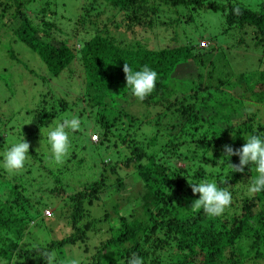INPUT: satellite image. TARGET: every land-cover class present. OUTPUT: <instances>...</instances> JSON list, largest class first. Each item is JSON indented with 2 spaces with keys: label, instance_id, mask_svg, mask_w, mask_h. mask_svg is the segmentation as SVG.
Masks as SVG:
<instances>
[{
  "label": "trees",
  "instance_id": "obj_1",
  "mask_svg": "<svg viewBox=\"0 0 264 264\" xmlns=\"http://www.w3.org/2000/svg\"><path fill=\"white\" fill-rule=\"evenodd\" d=\"M56 5L58 0H0V46L10 44L3 57L31 75L37 73L13 50V43H21L38 56L49 79L67 72L72 78L74 67L81 78L80 83L74 81L79 87L74 100L50 91L40 93V101L26 110L35 113L34 127L73 116L82 122L80 131L69 132L71 149L63 164L53 167L44 160L54 163L47 141L48 158L30 147L32 162L25 164V172L14 177L0 173L7 183L0 196V264H46L41 256L46 251L55 254V263L65 262L63 248L83 244L94 230L98 220L90 216L91 206L103 195L108 199L125 188L120 174L133 169L141 186L138 197L131 196L136 208L118 216L119 225L110 226L111 236L82 264H128L134 253L143 264L263 263L264 191L248 193L257 175L255 166L231 172L229 164H238L239 157L223 152L224 145L240 148L250 135L264 139V113L257 112L264 111L262 57L257 67L220 75L221 60L214 55L212 38L200 35L195 42L183 31L185 43L153 48L140 40L126 43L112 31L135 37L138 30L160 24L171 28L175 39L181 23L210 9L222 14L227 33L237 34L236 50L261 47L264 56V0H82L69 29L58 20ZM163 11L176 16L162 20ZM124 63L133 71L147 65L158 74L154 91L143 102L126 86ZM204 68H209L205 75ZM242 83L248 98L236 91ZM135 102L144 107L145 118L155 112L148 120L150 135L145 136L142 116L132 110ZM87 145L94 162L87 168L90 182L71 191L62 174L73 164L89 167L82 155ZM9 148L0 133L1 154ZM99 151L111 152L114 158L97 163L94 156ZM201 180L231 192L232 203L219 217L191 207L199 193L194 195L189 183ZM45 198L60 200L54 206L55 216L70 230L59 239L33 244L27 240L29 227L47 217L43 210L50 203ZM107 218V213L100 215L104 221Z\"/></svg>",
  "mask_w": 264,
  "mask_h": 264
},
{
  "label": "rangeland",
  "instance_id": "obj_2",
  "mask_svg": "<svg viewBox=\"0 0 264 264\" xmlns=\"http://www.w3.org/2000/svg\"><path fill=\"white\" fill-rule=\"evenodd\" d=\"M240 1L248 3L249 1L253 0ZM81 3L82 0H58V5H56L58 10L57 14L59 16L58 20H62V26L64 28L69 29V25H71L70 22L76 18ZM252 3L254 5V2ZM30 5L31 4L29 3L27 4L28 7ZM186 11L187 10H185V13ZM175 16L176 14L170 11H163L161 13V19L165 21H168L170 18H174ZM224 22V18L220 12L207 9L194 14V21L190 23H181L177 30V36L175 39L171 28L167 29L165 26L160 24H156L152 29L145 28V31L138 30L135 37H132L128 32H124L123 30H113L112 33L126 43L133 42V40H140L142 43L153 48L175 46L185 43L186 36L183 31L188 33L190 38H192L195 42L199 40L200 35L212 38V40H214L212 44L216 49L214 51V55L217 54V58L221 60L219 63L220 67L217 71V74L220 75H224L232 71H234L233 73L236 74L242 70H250L254 67H257L258 60L261 57L260 63L264 66L262 48L244 46L242 49L236 50L234 41L236 40L237 34L234 30L227 33ZM67 32V29H65L64 33ZM9 48L10 44L0 46V133L2 136H4V138H7V142L10 147L14 143L21 142L22 138H24L27 142H29L30 147L35 148L38 152H42L48 158L50 153H48L49 149L47 146L46 137L48 132L55 128L57 121L55 124L49 122V125H45L48 127L43 126L37 129L34 127L37 120L35 113H27L26 110L28 108L34 107L36 103L40 101V93L45 91H50L57 95H65L68 100H74L79 89L75 82L80 83L81 78L77 77L78 71L75 72V67L73 66L74 75L72 78L68 76L67 72L66 74H62L61 78L59 77L58 79H49L45 66L42 64L38 56L25 45L21 43H13L12 48L16 53L19 54L18 57L24 61L26 65L28 64L27 66L30 69H33L34 67L37 68L38 72H34V74L31 75L21 64L14 65V63H16L14 60L7 58L6 56L3 57L6 53V50ZM214 55H211V60L215 58ZM226 65H229L228 68ZM208 70L209 68L203 69L204 75ZM13 74L15 75L14 77ZM13 78L15 80H13ZM15 81L17 82V86ZM11 84H13V87H11ZM30 86L32 90L28 89ZM23 87L27 90H24ZM236 91H243L241 97L248 98L249 92L247 91V87L244 85V83L241 85L237 84ZM254 106L256 109V104H254ZM143 109L144 107H142L141 103L139 102H135V104L132 105V110L136 111L139 117L142 116L141 118L144 121L143 131H145V136H147L148 134H151V129H149L150 126H148V120H152L155 117V112L152 111V114L145 118V113H142ZM259 111V114L262 112L264 113V111L257 110V112ZM237 118L234 116L232 120L235 122ZM150 123H152V121H150ZM88 132L90 136L93 134V132L90 130H88ZM88 147L89 146L87 145L86 149L82 151V155L83 158L89 163V167L84 165L83 168H79L73 164L71 167L66 168L69 170L62 174V177L68 181V187L71 191L80 188V186L85 183L90 182L88 177H91V174L88 172L87 168H91L94 162L89 157L91 154L90 150H88ZM1 153L2 152H0V165H2L3 162V154ZM28 154L29 157L25 164L32 162V155L31 153ZM94 157L93 158L97 160V163H99L102 159L114 158V154L107 151H99ZM44 160L47 163L54 164L53 167L58 166L48 159ZM3 171L5 172V174H3L5 177L10 176L3 169V167L0 166V173H3ZM23 171L25 172L26 168H24ZM117 171L119 172L120 169ZM133 171L134 169L129 170L128 174L122 171L120 174L126 184L125 188H122L119 193L108 197V199L105 195H103L102 199L96 201L93 206H91L90 216L92 218L96 217L98 220L93 224L94 230L89 231L88 237L83 244L78 243L75 246H69L68 250L63 248L65 254L63 258L64 260L68 261L71 259H78L80 264H82V260L89 256V261L93 257L92 253H94V251L99 248L101 241L111 236L112 231L110 226L116 228L119 225L118 216L120 214H127L130 208H136V200L131 198V196L138 197V194L141 191V186L138 184V181H136V177L134 176L135 172ZM11 177H14V175H11ZM111 179H114V175L111 176ZM4 181L5 180L0 177V183L3 182L0 186V196L7 186V183ZM49 181H52L51 177L49 178ZM44 201L49 202L50 206L45 207L43 213H45V210L47 209L51 211L47 217H39L36 219L35 224L29 227L30 234H28L27 240L33 244L45 243L46 241L53 240L55 238L59 239L68 234L70 230L65 223H62L61 221L58 222L56 219L54 206L56 209V204L60 203V200L57 198L54 200L45 198ZM104 213L108 214V218L105 221L100 219V215H103ZM55 264H65V262H60V260H58ZM261 264H264V262Z\"/></svg>",
  "mask_w": 264,
  "mask_h": 264
},
{
  "label": "clouds",
  "instance_id": "obj_3",
  "mask_svg": "<svg viewBox=\"0 0 264 264\" xmlns=\"http://www.w3.org/2000/svg\"><path fill=\"white\" fill-rule=\"evenodd\" d=\"M235 14H240L238 8L233 9ZM125 75L126 86L131 90V94L140 102H143L155 89L158 74L147 65L138 71L126 63L122 69ZM81 120L73 116L70 119L65 118L57 123L55 128L47 134V141L50 145L51 158L55 164L61 165L70 154L71 143L69 132H78L81 130ZM246 142L237 149L231 145H224V156L239 157L238 164H229L231 172H243L245 166L254 165V171L257 175L253 178L248 187L249 195L258 194L264 191V139L258 135H250ZM30 144L24 138L21 142L14 143L3 154V169L11 176L20 174L25 162L29 157ZM226 183V180L224 181ZM192 193H199V198L195 199L191 207L195 210H203L209 217H219L232 203L231 192L227 189L218 188L215 182L201 180L199 183H189ZM48 211V212H46ZM51 210H45L44 215L48 216ZM42 257L46 259V264H55V254L43 252ZM5 264L7 262L5 261ZM65 264H80L78 259L65 261ZM128 264H143V260L137 254H133Z\"/></svg>",
  "mask_w": 264,
  "mask_h": 264
},
{
  "label": "built area",
  "instance_id": "obj_4",
  "mask_svg": "<svg viewBox=\"0 0 264 264\" xmlns=\"http://www.w3.org/2000/svg\"><path fill=\"white\" fill-rule=\"evenodd\" d=\"M46 212H48V211H46Z\"/></svg>",
  "mask_w": 264,
  "mask_h": 264
}]
</instances>
